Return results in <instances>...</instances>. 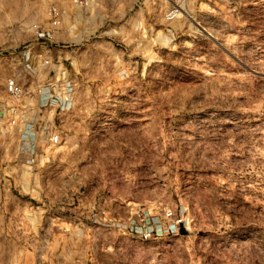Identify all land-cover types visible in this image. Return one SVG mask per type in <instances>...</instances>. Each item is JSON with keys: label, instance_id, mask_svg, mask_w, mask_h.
I'll return each instance as SVG.
<instances>
[{"label": "rangeland", "instance_id": "374dc122", "mask_svg": "<svg viewBox=\"0 0 264 264\" xmlns=\"http://www.w3.org/2000/svg\"><path fill=\"white\" fill-rule=\"evenodd\" d=\"M80 8L0 0V264H264V0ZM61 65L73 107L31 163L6 79ZM138 209L181 222L145 239Z\"/></svg>", "mask_w": 264, "mask_h": 264}, {"label": "built area", "instance_id": "2783aa9c", "mask_svg": "<svg viewBox=\"0 0 264 264\" xmlns=\"http://www.w3.org/2000/svg\"><path fill=\"white\" fill-rule=\"evenodd\" d=\"M77 4H86L87 0H73ZM54 25H58L59 11L55 7L50 9ZM18 59L22 66L24 75L36 77L38 68L51 65L50 59L45 51H36L33 46L24 47L18 53ZM40 60L41 65H38ZM54 75L37 82L32 89L25 83L22 75H11L6 79L4 94L8 98L4 109L18 119L14 118L12 124L21 128V138L26 143L28 151V162L34 163L38 151L44 143L57 145L61 139V133L54 124V114L66 113L73 107L75 96V81L68 70L59 66ZM54 112V113H53ZM18 123V124H17ZM40 136L46 138L44 143L39 141ZM165 218L171 223L169 227H163L162 223H156L155 217L147 211L138 209L135 211L133 221L136 229L140 231L145 239L154 237L163 230L172 231V226H177L181 220L176 219L172 211L165 213Z\"/></svg>", "mask_w": 264, "mask_h": 264}, {"label": "bare ground", "instance_id": "6f19581e", "mask_svg": "<svg viewBox=\"0 0 264 264\" xmlns=\"http://www.w3.org/2000/svg\"><path fill=\"white\" fill-rule=\"evenodd\" d=\"M73 1V0H72ZM74 2V1H73ZM75 3V2H74ZM77 6H80V10H79V14L80 16H82V12L83 10L85 11V9L89 8V7H92L93 5V0L89 1L88 2V5L87 6H84L85 4L81 5V4H77L75 3ZM62 5H63V8H67V3L65 1H62ZM78 8V7H77ZM160 40H163L162 42H165V44H169L170 43V40L171 38H167V37H162ZM41 137V136H40Z\"/></svg>", "mask_w": 264, "mask_h": 264}]
</instances>
